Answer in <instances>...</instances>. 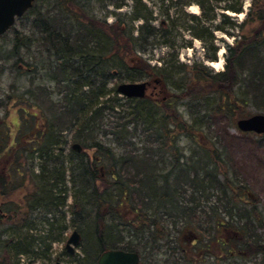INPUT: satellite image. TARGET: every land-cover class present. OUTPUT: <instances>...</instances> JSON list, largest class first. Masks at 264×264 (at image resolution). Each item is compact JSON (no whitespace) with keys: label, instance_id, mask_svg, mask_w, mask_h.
Returning a JSON list of instances; mask_svg holds the SVG:
<instances>
[{"label":"trees","instance_id":"obj_1","mask_svg":"<svg viewBox=\"0 0 264 264\" xmlns=\"http://www.w3.org/2000/svg\"><path fill=\"white\" fill-rule=\"evenodd\" d=\"M142 2L136 0L138 6L126 17L130 22L118 17L110 25L72 13L66 7L72 0H62L64 6L57 7L56 16L49 11L34 15L31 25L41 37L32 41L24 37L20 43L28 47L41 43L47 50L49 80L60 86L63 96L60 118L67 120L62 123L65 131L75 126L73 143L83 149L93 147L97 157L88 164L85 153L73 151L70 145L71 158L65 160L68 143L51 132L53 125L47 127L45 135L43 129L30 139L34 146L27 150L40 170L30 174L33 185L42 186L48 199L69 183L65 173L69 174L76 229L84 245L83 260L74 258V264H96L98 256L110 249L137 252L139 264H152L161 248L173 249L176 243L167 240L170 235L185 231L194 233L199 244L227 242L219 248L226 254L219 264H264V210L212 124L220 115L232 122L237 114L247 117L238 107L249 114L252 107L264 113V0H250L246 12L245 0H162L157 25ZM193 5L198 14L186 11ZM114 6L120 9L124 0ZM34 7L35 2L28 13ZM243 13L239 22L238 15ZM134 22H140L136 30L130 25ZM177 29L201 43L202 57L179 63ZM214 33L234 42L224 45V68L217 72L206 64L218 61L220 48ZM161 45L172 52L156 67L144 55ZM180 48H192V40H182ZM113 78L117 84L156 80L170 97L164 102L119 97L117 84L107 87ZM37 91L44 94L43 89ZM184 100L187 110L181 112L176 104ZM19 112L24 120L35 117L25 109ZM106 119L119 127L110 133L116 138L122 136L127 142L139 136L135 154H120L115 160L113 149L101 145L97 136L104 133ZM137 129L138 135L127 136L129 130ZM260 139L264 144V135ZM183 140L187 144L180 147ZM103 164L112 169L108 177L114 181L113 190L105 186L101 190L95 184L100 177L97 167ZM132 198L139 202L131 203ZM45 232L19 235L14 252H40ZM154 264L170 263L154 260Z\"/></svg>","mask_w":264,"mask_h":264},{"label":"rangeland","instance_id":"obj_2","mask_svg":"<svg viewBox=\"0 0 264 264\" xmlns=\"http://www.w3.org/2000/svg\"><path fill=\"white\" fill-rule=\"evenodd\" d=\"M121 1L122 0H72V5H68L66 7L68 10L72 11V13L80 16L82 15L84 17L86 16L89 18V20H96L98 22L104 21L108 25L116 22L118 17L121 19V21L126 22L125 20H127V22H130L126 17L131 16L134 8L138 6L136 4V0H124V6H122L120 9H115L114 4H117ZM161 1L162 0H143L142 2L153 13V17H156V21L153 22L154 25H157L162 19L158 10ZM61 4L62 0H36L34 9L30 13H27L24 17L16 20L14 26L6 34L0 37V129L3 132L7 131L10 133L7 143L5 144L6 146H8L14 138V142H16L18 148L22 147L27 148L28 150L29 147L31 148L34 146V144L30 142L32 138L36 139L38 135L37 133L39 131L42 132L43 129V135H45L47 132V127L53 125V127H51V132L55 133L54 135L56 136L60 135L59 137L65 139L66 144L68 143L63 152L65 155V160H67L71 158L69 157V147L73 143L72 137L75 132V126L70 130L65 131L67 127L66 125L62 124L63 122L67 121L66 119L60 118V106L62 104L63 96L60 93V86H57L51 79L49 80L50 72L48 69V63L50 62L47 59L49 53L45 48L42 47L41 43H37L35 45L31 44L29 47L27 44L22 45L20 43V39L24 37H28L31 41L34 39H40L41 34L36 28H32L33 26L31 25L35 19L34 15L40 13V15L44 16L45 13L49 11L50 13L52 12L51 15L56 16L58 14L59 6H64ZM164 4L166 5V2H164ZM249 5L250 0H245L244 6L247 8ZM186 11L192 14H194L193 11H197V13L199 12L198 9L191 10L188 8ZM63 12L65 13V10H63ZM170 15L172 18L174 16L173 12H170ZM242 19L243 16L238 17L239 22ZM139 24L140 22H134L130 25L134 30H136ZM176 31L177 34L174 39L179 63H189V61L192 59L196 60V58L203 56V48L198 40L191 39L187 33L181 29H177ZM214 34L217 38L215 40V45L221 48L219 51L220 54H218V62L221 61V65L211 68L214 72H217L222 71L224 68V58L226 53L225 49H223L224 45L233 44L234 42L233 38L227 37L224 34ZM134 35H136V33H134ZM184 39L192 40V48H180V45H182V40ZM15 45L19 46L15 47ZM171 52L172 51H169L168 48H165L163 45H161L149 49L144 56L147 58V60H149L151 65L160 67V63H162L161 59H169L167 56H169ZM117 81V78H113L107 87L111 88L115 86ZM37 89H43L44 94H38ZM148 92H151L150 89ZM185 102V100L177 101L176 107L179 111L185 112L187 110L184 105ZM238 108L239 111L244 110V115L248 116L261 113L256 111L253 107L249 108L251 111L250 114L248 111H246V108ZM20 109H25L30 115H35V117H28V120H24L23 116H21L19 112ZM237 119H239V114H237ZM235 120L232 122L228 117L223 115L217 116L212 119L213 131L214 134L217 135V137L221 140V144L228 150V153L230 154L233 164L240 177L250 185L253 192L258 196L260 200L259 206H261V208L264 210V144L260 138H257L253 135H241L240 132L235 128ZM107 122V119L104 120V125L102 128L104 133L98 135L97 138L103 147H111L113 149V159L116 160V156H119L120 154L125 155V153H129L127 156H130L131 153L132 155L135 154L140 146L135 144L139 136L137 138L132 136L127 142L122 140V136L121 138L120 136H117L116 138L115 135L110 133H113V131H118L117 129L119 127L112 122H109L110 124ZM58 126H60V128ZM62 130L63 132H61ZM7 132H4V134H7ZM133 134L138 135L139 129L133 132L129 130L127 136ZM14 135H16L17 138L14 137ZM40 141L42 142L43 139ZM89 142L92 143L93 141ZM185 144H187V141H181L180 147L185 146ZM2 145L3 144H1V146ZM18 152V156L20 157V150H18ZM83 152L85 153L84 159L87 157V159H89L87 160L88 164L94 157H97L96 151L93 149V147L88 146L83 149ZM14 156V149L10 154L5 151H0V165H8V163H12ZM35 162L37 161L35 160ZM35 162H33V157L30 156L28 151L23 153L20 158V164L27 166L28 177L30 179H32V176L40 173V170L37 167L38 163L37 165H34ZM30 166L33 167L31 169L32 172L30 170ZM66 166L69 167V165ZM101 167L103 169L99 166L97 167L98 171H100V177L95 184L101 190L104 189V186L111 189L114 181L108 177V174L112 172V169L106 168L104 164ZM31 173L32 176L30 175ZM65 175H68L67 183H70L68 179L69 174L65 173ZM29 181L30 188H32L33 182L31 180ZM66 187H71V184ZM111 190H113V188ZM113 199H116L115 195ZM138 202L139 201L137 198L131 199V203L135 205ZM87 209L90 213L89 216H93L92 207L88 206ZM126 233L128 234V232ZM62 234L63 233L60 234V237H62ZM70 234L71 232H68L67 236L69 237ZM183 234L192 236L191 234L194 233L188 234V232L185 231ZM6 235L7 234L5 233H0V264H11L10 256L8 253L6 254V251L4 250L6 247V243H4L5 239L7 238ZM172 235L176 238L178 233L175 232ZM182 235L180 237L183 239L184 237ZM127 237L130 238V235H127ZM63 244L64 239L53 245V251L56 253V255H53L54 257L60 254ZM78 247L80 248L76 250V262L78 260L82 261L84 254V245L81 243V241ZM184 247L188 249L190 247V243H185ZM163 253L164 248H161L159 252L155 253L152 257V264H154V260L156 262H162V260L165 259L163 258ZM6 257L9 258V261L6 260ZM57 262L58 261L52 259L50 263L47 261L42 262L41 260L35 262L34 264H55ZM59 263L64 264V260ZM234 264L244 263L243 261H236Z\"/></svg>","mask_w":264,"mask_h":264},{"label":"flooded vegetation","instance_id":"obj_3","mask_svg":"<svg viewBox=\"0 0 264 264\" xmlns=\"http://www.w3.org/2000/svg\"><path fill=\"white\" fill-rule=\"evenodd\" d=\"M161 91L162 90H159L157 86L152 87L151 96L154 101L162 100L161 102H164L166 98H168L162 96ZM4 132L0 129V151L8 152V154H10L13 149L15 151L12 163L0 165V233L7 234V238L5 239L6 247L4 250L6 254L8 253L10 256L11 264H34L41 260L42 262L47 261L50 263L52 259L58 261L55 264H61L59 262L63 260L64 264H72L77 254V248H74L72 252L70 251L71 249L67 248V241L71 235L70 234L68 237L67 234L68 232L79 233V231L76 229L77 210L74 206L71 187H66L69 186V184H67L58 188L56 194L48 197V199L42 194V186L33 185V187L30 188L29 180L33 182L35 179H30L28 177L27 166L20 164V158L23 153L27 152V148H18L16 142H14V138L11 143L6 146L5 144L7 143L10 133L7 132V134H4ZM247 134L254 136L253 133ZM14 137L17 138L16 135H14ZM1 144L3 145L1 146ZM16 149H20V157ZM61 190L63 193H60ZM61 201H63L62 205ZM40 231H46V243L40 252L37 253L36 250L26 253L14 252L13 247L17 244L19 235L24 238L27 237V233L34 235ZM61 233H63L62 237H60ZM191 235L192 236H187L183 234V239L180 237L181 235L176 238L170 235L171 238L169 237L167 240L170 241L173 239L176 244L173 245V249L172 247H164L163 258L165 259L162 260L163 263L167 261L170 264H183L184 262L189 264H219L220 260L226 256L219 248L227 245V242L219 244L215 242L199 244L197 242L198 237L194 234ZM62 239H64V244L60 250V254L54 257L53 255H56V253L53 251V245L57 244ZM185 243H190L188 249L184 247ZM138 255L140 257L139 253ZM8 257H6L7 261H9Z\"/></svg>","mask_w":264,"mask_h":264},{"label":"water","instance_id":"obj_4","mask_svg":"<svg viewBox=\"0 0 264 264\" xmlns=\"http://www.w3.org/2000/svg\"><path fill=\"white\" fill-rule=\"evenodd\" d=\"M33 0H0V35L4 34L14 24L16 17H21L32 6ZM146 83H122L118 85L117 92L127 98H143ZM239 130L264 133V115H254L237 122ZM72 148L81 151V147L74 144ZM79 236L73 233L68 244L77 245ZM69 247V246H68ZM97 264H138V255L126 253L121 250H111L102 253Z\"/></svg>","mask_w":264,"mask_h":264},{"label":"bare ground","instance_id":"obj_5","mask_svg":"<svg viewBox=\"0 0 264 264\" xmlns=\"http://www.w3.org/2000/svg\"><path fill=\"white\" fill-rule=\"evenodd\" d=\"M190 9L191 10H195L196 9V7L195 6H191L190 7ZM194 13H197V11H193ZM243 15L242 14H240L239 15V17H242ZM210 65L212 66V67H216L217 65H221V61H219V62H214V63H210Z\"/></svg>","mask_w":264,"mask_h":264}]
</instances>
